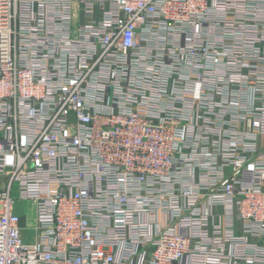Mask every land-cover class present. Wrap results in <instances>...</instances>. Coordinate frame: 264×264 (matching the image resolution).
<instances>
[{"label":"built area","instance_id":"built-area-1","mask_svg":"<svg viewBox=\"0 0 264 264\" xmlns=\"http://www.w3.org/2000/svg\"><path fill=\"white\" fill-rule=\"evenodd\" d=\"M0 264H264V0H0Z\"/></svg>","mask_w":264,"mask_h":264},{"label":"rangeland","instance_id":"rangeland-1","mask_svg":"<svg viewBox=\"0 0 264 264\" xmlns=\"http://www.w3.org/2000/svg\"><path fill=\"white\" fill-rule=\"evenodd\" d=\"M12 194L16 195V189L15 188H14ZM21 205H22L21 211H23V213L26 216V220L23 223H24V226L27 227L26 228L27 230H26L24 236L22 237V239L24 242H26V241L33 240L34 232H33V230H31V227L33 226V211H32V207L29 203L24 202Z\"/></svg>","mask_w":264,"mask_h":264}]
</instances>
